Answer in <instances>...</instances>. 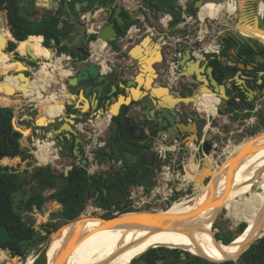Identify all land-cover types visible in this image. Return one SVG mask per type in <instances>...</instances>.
Masks as SVG:
<instances>
[{"label": "water", "instance_id": "1", "mask_svg": "<svg viewBox=\"0 0 264 264\" xmlns=\"http://www.w3.org/2000/svg\"><path fill=\"white\" fill-rule=\"evenodd\" d=\"M46 1L53 3V6H59L58 0ZM69 1L70 0H66L64 2L63 9L61 11V14L64 18L62 19V22L60 24V26H63V29L69 30V36L62 39L61 44L66 45L70 49H75L78 54L77 56H73L71 54V51L68 52L74 70L72 72V76L67 79L64 78V80L68 86L67 88L69 92H72L74 88H83L82 94L81 92L78 96L71 94L72 98H78L79 96V98H81L82 96V98H86L91 101L94 97L96 100V104H99V102L101 101H107L108 104L106 108L107 114L109 112L110 119L112 117L118 116L122 107L123 110L126 111L128 105L140 103V106L145 109L146 119L151 122L152 125H154L156 129V135L162 133L165 134L168 138L176 137L177 141H179V138L177 137L179 129H181L183 133L192 132L195 138L199 141V136L197 135V123L195 122L193 124H190L191 122L189 120L188 124L180 122L181 115L178 110V106L180 104H195V98L199 99L204 91L214 94L219 98V103L216 107L217 113L218 111H225L224 105L235 104L233 98H229V96L226 94V85L217 79L215 75V67L211 64V60L215 57H217L220 61H225V58L219 57L218 55L210 56L208 59L202 60L194 56L191 50H185L184 54L177 59V66L173 68L175 76L179 77L176 81L177 87L182 88L187 84H198L197 90H192V92L188 95H181L180 92H177L176 88L174 89L170 86L157 85L156 80L159 76V73L157 71L156 65L161 63L163 64L167 59L164 54L165 46L160 44L164 41L165 34H161L157 41H155V38L153 36L147 35L143 38L142 41H140L139 44L135 45L128 51V55L139 64L141 70L135 77L126 80V82H122L120 88L123 91L120 92L117 97L113 96L118 90L117 85L114 83V81L116 82V80L109 77V73L103 72L102 65L99 63L98 59L93 60L90 46L91 42L93 41H101L103 43L112 45L113 42L118 41L122 36L121 31L117 29L116 22L107 23L103 27L97 28L96 26H94V24L92 27L90 26L91 24L86 25L80 20L83 9H86L87 11L95 15L94 12L99 9L100 6L98 0H78L75 1L74 8L69 5ZM181 1L182 0H174L177 9L173 14H171V19L174 20L171 26V31L177 28L179 22L185 23L187 21L186 17L184 16L185 13L190 16H198V10H201L202 7L208 2H214L216 4H226V1L224 0H185L184 5ZM227 1L229 2V0ZM231 1L232 2H230L229 4L235 3L236 8L233 10V13L227 10L228 13L234 14V17L231 20L229 19L222 26V34L220 35L222 42L226 43L229 39L232 38L237 39L240 42H247L251 44L255 49V41H259L260 44L264 45V43L262 42V38L259 36L264 35V22L261 21L259 14H252V22H249L250 24H252V26L247 27V25H245L243 21V18L244 16L249 15L248 5L244 2V0H241L242 2L239 0ZM190 5H193L191 9H189ZM107 10L110 16L115 18L119 24L124 23L125 19L121 16L123 7H113L112 5H110L107 7ZM94 18L95 16L93 17L92 21L94 20ZM131 20H136V16L132 15ZM0 21L3 25L9 28L6 12L0 13ZM95 27L96 31L94 30ZM90 30H94L95 34L90 35ZM13 38L5 41L3 40L2 36H0V54L9 55L6 49L8 47L9 41L15 40ZM90 38L91 41L88 42L89 44L87 46V41H89ZM146 43H151L152 45H146ZM52 44H56L55 39H52ZM49 49L51 50V58L48 59V62L50 63L53 62L57 57H61L63 55V53L58 51L57 48ZM25 56L31 59V61H35L38 63L39 58L36 57L33 52H31L29 47H27V53ZM10 63L16 65V67L14 68V73L10 74V76L14 77L18 81V83L15 85L11 84L6 80L5 77L0 81V91L10 95L11 97L18 95L19 93L30 92V84L33 79L32 76L28 75L27 73L32 69H36L37 67L31 68L21 59L10 58ZM63 69L65 68L63 67ZM224 69V80H228L233 68L232 66L226 65L224 66ZM111 99L114 101L109 105ZM242 111L243 108L241 106L240 112ZM241 116H243V114ZM68 120L69 122H73L72 118H68ZM128 120V117H122L121 121L115 120L113 122L112 134L110 137L111 143L108 150L109 156L105 157L102 153H100L97 156V162L112 161L114 159L121 160L123 164L125 162L128 165H133L135 163L136 157H146L144 151L140 148V146L135 141H131L136 140L137 137H135L127 129ZM52 122H55V120L44 123V125H40L42 124L41 119L36 118L33 125L44 127ZM69 122L67 121L66 123H64L62 127H65L66 125V128L64 130H68L67 132H69L70 138L73 135L75 136V147L73 150V154L76 157V160L80 162L82 166H86L88 164V159L84 157L81 152L82 139L79 135H77L78 133L74 130L73 125H71V123ZM13 125L18 131H23L24 133L26 131H29V129H21V127L16 124L15 116L13 117ZM212 147V141L203 140L202 152L204 154V158L201 159L197 154L193 158L189 157V159L185 163V165H187L190 162H193L196 166H198L197 172H189V174H195V182L203 186L206 185V180L210 177L211 174V169L208 167L209 162L207 155L210 153ZM111 155L114 156L113 159H110ZM43 169H48V166H45ZM111 173L112 172H104L102 174L104 180L105 178L109 177V174L112 175ZM112 181L113 184H110V182L105 183L104 181L105 186L103 188V194L109 200V203L113 201H120L121 192L124 191L126 185H131L136 182L143 183L146 180L145 178H138V181H136L133 173H127L124 172V170L121 172L118 168L112 175ZM29 190L33 194L39 193L41 195H45V192L48 190V185L38 184L35 186H31ZM92 191V188L87 191L86 196L83 199L84 203H86L87 200H89L93 196ZM195 193L196 192H194V194ZM50 202L55 203L58 209L62 210V204L58 202V200L53 199L45 202V204L41 208L42 212L47 211ZM124 214L128 213H123L113 217H101V219L105 221H113L114 219ZM81 216L82 215H80L78 218H80ZM189 218V216L175 217L172 215L150 213L142 214V216L128 218L125 220L120 219L112 222L110 225H112V227L126 226L127 228L131 229L155 230L168 227H180L182 225H185ZM263 236L264 234L257 238L253 243H251L248 248L241 253V255L249 250L251 246ZM79 237L80 235L77 236V230H74L71 233V236L68 238V241L66 243L67 246H65V248L63 247L64 250L61 249V251H59V254L57 255L58 260H56V264H62L63 262H65L64 257L69 253L71 247L69 245H73V243L76 242ZM215 238L218 241L223 242L217 238V235H215ZM150 249L151 248H149L146 252H148ZM145 253H143L142 255H144ZM241 255L239 256V258L241 257ZM134 260H132L129 264L133 263ZM231 260L232 259H230V261ZM47 264H50L48 259Z\"/></svg>", "mask_w": 264, "mask_h": 264}, {"label": "bare ground", "instance_id": "2", "mask_svg": "<svg viewBox=\"0 0 264 264\" xmlns=\"http://www.w3.org/2000/svg\"><path fill=\"white\" fill-rule=\"evenodd\" d=\"M207 8H213L219 11L227 9L230 12L232 10L231 13H233L236 6L234 4H216L214 2H208L202 10L203 16L210 15L204 12ZM34 39L35 42L32 44H29L28 41L27 47L30 46L31 51L36 57L50 59V54L48 53L50 49L42 44L43 39ZM262 40L264 41V39ZM37 43L39 44L36 46ZM41 45L43 50L47 51L46 54L41 50ZM146 45L152 44L146 43ZM39 51H41V54L43 51V55L39 56L36 53ZM46 65H41L38 71L35 72L36 75L47 70L48 66ZM64 74L68 75L69 71L65 69L63 75ZM36 84H38L37 79L31 82V85ZM36 92L37 91L33 88L26 94L33 96ZM204 95L199 99L195 98V100L205 101ZM34 97L39 100V103H44L43 95L36 94ZM208 97L212 98L211 95H208ZM55 106L56 105H54L53 108L50 106L52 113L57 112ZM85 108L87 109V107ZM38 118L41 119L42 124L54 120L47 115L45 108L42 109ZM62 128H66V125ZM52 133L55 136V131H52ZM196 142L199 141L193 137L187 145L189 147V145ZM51 145L52 143L50 141L43 143L40 145L39 150H37L36 155L41 162L49 160L48 157L52 153L50 150ZM213 150L218 152V146L213 145L211 151ZM262 202H264V131L259 133L254 139L246 143H241L232 153L231 157L224 161L223 166L219 167L218 165V167L214 169L211 180L202 190L198 191L194 196H190V198H184L180 202H175L169 210L164 212H133L124 214L113 221H105L99 217L90 215L80 217L75 221L65 223L51 235V242L48 250L56 246V260H58L57 255L59 251L67 246L66 243L68 238L74 230H77V236L80 235V237L73 245L68 244L71 247L69 253L64 257L66 263L63 262L62 264H128L130 261L134 260L135 257L145 253L149 248L158 246L182 250L194 248L202 253L210 251L216 256L223 257L233 253L236 246L237 248H242L244 245L246 246L235 257L222 258L228 260L229 258H236L239 256L251 243L264 234V230L253 228L245 233L248 228L246 224L244 231L239 233L234 241L232 240L229 244L220 245L210 237L208 232L209 224L216 210L222 207L228 209H233L235 207H250L255 210ZM150 213L172 215L175 217L189 216L190 218L185 225L180 227H168L155 230L131 229L126 226L112 227V225H110L112 222L120 219L125 220ZM258 214L259 211H257V213L254 212V217ZM51 251L52 250H50V252ZM49 262L50 264L57 263V261L54 260H49ZM27 264H33V258H29Z\"/></svg>", "mask_w": 264, "mask_h": 264}, {"label": "trees", "instance_id": "3", "mask_svg": "<svg viewBox=\"0 0 264 264\" xmlns=\"http://www.w3.org/2000/svg\"><path fill=\"white\" fill-rule=\"evenodd\" d=\"M21 1L23 0H0V13H7L8 24L12 33L11 34L9 28L0 21V36H2L5 41L13 37V39H15L9 41L6 49L7 52L14 51L17 48L18 51L24 54L27 51H25V47L29 39L33 37L36 39L44 38L43 45L48 48H57L58 51L67 54L71 51L73 56H77L78 53L75 49H70L66 45L61 44L62 39L69 36V30L63 29V26H60L62 22L61 11L66 0H58V7L50 9L43 14L42 18L33 20L22 14ZM75 1L77 0L69 1V5L72 8H74ZM143 1L156 11L173 14L177 9L174 0ZM261 9L262 5L260 4V13ZM121 16L125 19L123 24H119L113 17L111 20L116 22L117 29L121 31V35H124L130 26L135 24L137 20H131V16L124 9L121 12ZM173 22L174 20L171 21V24H173ZM52 39L56 40L55 45L52 44ZM41 50H43L42 45ZM44 53L46 54L47 51H44ZM48 53L50 54L49 58H51V50ZM10 58V54H0V76L4 71H9L16 67V65L10 63ZM55 61H57V59L53 62ZM46 64L49 63L47 62ZM211 64L217 69V73L220 76L224 74V66L217 57L211 60ZM6 80L14 85L18 83L12 76H9ZM31 87L30 84V88ZM13 102L18 103L19 100L0 91V249L9 250L12 254L24 256L29 247L36 242L42 234L40 231L37 232L33 225L24 219L23 213L33 209H41L46 201L56 199L62 204V210H55L57 206L53 202L49 203V209L47 210H53V215L59 217L65 223L72 222L74 219L77 220L85 209L83 199L87 191L90 188L101 190L105 186V183L102 174L89 175L85 166L76 163V157L73 154L75 144L73 140L72 143H70L69 149L73 154L74 162L67 174L62 173L55 175L50 167L48 169L38 167L31 175V178L36 181L37 184H47L48 188L54 189V191L49 195H41L39 193L33 194L29 192L25 200L16 203L15 194L25 190L29 181L27 179H22L21 173L17 169L1 164V161L5 164H17L20 161L21 155L23 156L22 159H25L26 156L24 154L30 153L32 149L26 144L25 133L16 130L13 125L14 107L7 106ZM27 132L29 131H26V133ZM49 134V137L54 136L52 132ZM52 139L53 138H49L48 140L53 143ZM35 152H37V150ZM103 205H109V200L106 197L103 198ZM263 212L264 209L259 210V214L254 217L251 210L243 209L241 214L242 221L246 223L240 224L238 228L239 233L244 231L246 224L249 225L252 223L253 225L261 227V224L264 223ZM44 227L47 234H50L57 231L59 225L51 222L45 224ZM217 238L226 244L232 242L234 239L221 234H217ZM154 249L155 248H151L148 252ZM198 256L205 257L203 255ZM239 256H237L236 259H239ZM4 258H6V254L4 251H0V259ZM208 258L223 263L235 264L233 261H227L225 259ZM230 259L235 260V258H229L228 260ZM35 261L38 264H47V259L44 254L38 255ZM241 263L264 264V236L241 255Z\"/></svg>", "mask_w": 264, "mask_h": 264}, {"label": "crops", "instance_id": "4", "mask_svg": "<svg viewBox=\"0 0 264 264\" xmlns=\"http://www.w3.org/2000/svg\"><path fill=\"white\" fill-rule=\"evenodd\" d=\"M23 1L20 2L21 12L24 16H26L27 18H29L31 20L36 19V18H39V19L42 18L43 14L48 12L50 9H53L56 7V6H53V3L46 1V0H43V2H42L43 6H41V7L38 6V2L35 1L33 8L31 6L29 8L27 7L25 9H23V6L26 5V3H22ZM98 1L100 4L99 9L96 8L97 10L94 12L95 15L93 14V16H92V19L95 16V18H94L95 21L93 20L94 22L92 21V23L94 24V26H96L98 28L103 27L107 23L113 22L111 20L112 16H110V14L107 10V7L110 5H112L113 7L121 6L130 16H132V15L136 16L137 22L135 24H133L132 26H130V28H129V35L131 36L130 37L131 38L130 43L127 44L125 42L124 44L119 45L116 42L114 44V48H116L114 50H118L117 52L119 53V57L114 58L115 60H117V63H119V64L116 63L117 68H116V71L114 73V76H116L120 85L122 84L123 80L135 77L139 73V71L141 70L139 64L128 55L129 49H131L135 45L139 44L140 41L143 40L142 38H144V37H142L141 38L142 40L141 39L137 40V38L139 37V36H137L138 32H140V28H139L140 24H142L141 26L143 28V31H146V33L144 35L145 36H147V35L153 36L155 38V41H157V39L160 37L161 34H165V39L160 44L165 46L164 47V54L167 57L166 61L168 60V63H170V61H169V59H170L169 52L170 51L176 50L179 53H182V55H183L185 50H191L192 48H193L192 50H194V53L197 56V58L205 60V59H208L210 56L220 55L221 49H219V45H220V43L223 45V42H222V39L218 38V33H216V30L221 32V27L229 19L231 20L230 16L232 15L231 13H228L227 9L219 11L217 9L207 8L204 12L207 14L209 13L210 14L209 16L205 15L202 18L200 16V12H199V17L194 16V18H195L194 21H192L191 19H188L191 22L186 23L187 22L186 21L185 23H179L177 25V28H175L173 30L175 32L171 33L173 31L170 30L171 31L170 32L171 34H170L168 27H170V29H171V26H169V24L172 21L171 14L165 13L163 11H156L155 9H152L150 6L146 5L143 0H98ZM239 1H241V0H239ZM27 2L30 3V0H27ZM230 2H232V1L229 0V2H228L226 0V4H229ZM244 2L249 7V4H248L249 0H244ZM233 4L235 5V3H233ZM260 4L262 5L261 13L263 14L264 13V0H259L258 9H259ZM250 7L255 8V5H251ZM88 12L89 11H87L86 9H83L82 14L88 13ZM231 12H232V10H231ZM156 13L157 14L159 13V16H158L159 20H158L157 24H154V25L148 24L147 19H153L154 20V16L156 15ZM252 14H254L253 10H252L251 15ZM185 15H188V14L185 13ZM209 17H211V19L210 20L206 19L205 21L206 22L211 21L210 23H207L208 26H211V27L206 29L203 24H200V22L204 18H209ZM63 18L64 17L62 16V19ZM252 19L253 18H251L250 15L244 16L243 21H244L245 25H247V27L252 26V24H250L252 22ZM217 20H218V22H217ZM187 24L193 25V28H188V33L186 35H184L181 32L180 28H182L183 26H186ZM217 25L219 27H217ZM124 35H122V36H124ZM197 35H199V36H197ZM198 37L204 38L203 39L204 42L203 43L199 42ZM43 40H44V38H43ZM43 40H42V44H43ZM138 41H139V43H138ZM34 42H35V39L33 37H31L29 39V44L30 43L32 44ZM169 42H172V43L169 44ZM38 44L39 43H37L36 46ZM17 45H18V43H17ZM111 46L105 45V43H103L101 41L91 42L90 49L92 52L93 60H97V59L99 61L102 60V61H104L103 63L106 64L107 66H110L111 64H113L114 61L112 59H109V55H108V57L105 56V53H104V50H107L110 53H112L113 46L112 47ZM28 47L30 48V46H28ZM26 53L27 52H25L24 54H21L16 48L14 50L13 56H17V58H20L19 56H21L20 59L23 60L31 68L36 67L37 62H35V63L27 62V60L31 61V59H29L25 56ZM39 55H43V52L41 54V51H39ZM39 59L42 60L41 65L43 63L48 62L47 58L39 57ZM56 59H57V61H55V62H52V63L48 62L49 63V64H47L48 69L40 72V74L36 75V73H35L38 71V69H32L27 73L28 75H30V73L32 72L31 73V74H33V76L31 75L32 79H33L32 81H36V79L38 81V84L31 85L32 86L31 89L34 88L35 91H37L36 93L33 94V96L27 95L26 93H19L18 95L12 97V98H16L18 100L20 99L19 103H16L17 106L14 105L15 102L7 105V106H13L14 107V116L17 114L16 110L18 112L23 111L24 115L27 114L25 116H27L30 119L29 121H30L32 127H34V125H33L34 120L36 118H38L37 116H40V114L42 112V108L46 109V113L51 119H54L55 121H61L59 128L54 130L56 135L53 137H49V134L47 132H46V134H44L42 131V128H40V130H39V128H35L34 130L32 129V132L27 137H25L26 144L28 145V147H30L32 149V151L28 154H31L34 157L37 156L35 151L39 150L40 145L43 143H47L45 138H47V139L53 138L52 139L53 143L50 146V148H51L50 150L52 153L48 157L49 160H51V158H53L57 155L59 156V153L61 154L62 152H64V154H66V155L70 154L73 156L72 152L69 149V146H70V143H72V141L74 140L75 136L73 135L70 138V134H69V132H67L68 130H64V129H63L64 131L62 133L57 134V132L60 130L61 126L64 125V123H66L67 121L69 122V120L67 119L68 118L67 114L69 112H71L69 114V117L73 119V122H69V123H71V125H73L74 130L78 133L77 135H79L82 139L81 152L83 155H84L86 144L89 143L91 137H93L94 140L96 138H100L101 136L105 137V134L107 132V128L109 125V120H110L109 112H108V114H107V112L104 114L103 105H104L105 101H101V102H99V104H96V100L93 97L91 100L93 103L92 104L89 99L82 98V96H81V98H79L80 96L78 98H72L71 94H74L76 96H78L80 92L82 94L83 88L82 87L74 88L72 90V92H69V90L67 88L68 86L64 80L63 72L65 69H67L69 71V74L66 75L65 79L71 77L73 74L72 72H73L74 68L72 67L70 56L67 53H63V55L61 57H58ZM134 63H135L136 67L134 68L133 73L132 72L128 73L127 71L122 72V70L124 69L123 67L127 68L126 65L134 64ZM63 64H64L65 69H63V67H62ZM118 65H120V66H118ZM160 65H162V63L159 64V66ZM157 67H158V65L156 66V68ZM54 70H56V73L54 72ZM170 70L168 68H166V69L165 68L164 69L158 68L157 71L159 73V76L156 80V83L159 86H170L171 88H174V89L176 88L177 92H179L180 88H178L177 84H176V81L179 77L175 76L172 66H171ZM54 73L57 75L56 78H55ZM7 75H8V73H7ZM55 80H56V82H54ZM64 82H65V84L63 85ZM53 84L58 85V88L56 89V91L52 92V93L50 92V94L45 96V98H43L44 103H39V100L35 99L34 95L38 94V95L44 96V94L47 92L48 89H50V87L53 86ZM47 87H48V89H47ZM185 94H186V90H185ZM188 94L189 93H187V95ZM49 104L56 105L55 106L57 108L56 113L51 112ZM195 105H193L195 107L194 109H196L200 113H204L205 117H206V115L208 117L210 116L206 112L200 111L201 108H198V107L201 106V103H198L197 107ZM85 107H87L86 110L84 109ZM33 112H36V114H35L36 118L32 117V115H34ZM28 113H30L31 116H29ZM218 116H219V114H218ZM189 118H192V115H190ZM25 129H28V128H25ZM204 131L205 132L208 131V128H205ZM74 147H75V144H74ZM189 148H191L193 150H202V144L199 142H196V143H193L192 145H189ZM73 150H74V148H73ZM100 151H102V148L98 149L96 152L100 153ZM24 155H27V154H24ZM22 158H23V156L21 155L20 160ZM19 162L17 164H19ZM73 162H74V158H73V160H71L70 166H72ZM21 163H23V162H21ZM76 163H80V162H78L76 160ZM1 164L9 165V164L3 163V161H1ZM17 164H13V165H17ZM188 166H191L195 170L197 168L195 165L192 164V162H190L188 164ZM106 167L107 166L105 165V168ZM36 185H38V184H36ZM50 211H52V210H50ZM59 211H61V210H59ZM43 213L45 214V212H43Z\"/></svg>", "mask_w": 264, "mask_h": 264}, {"label": "rangeland", "instance_id": "5", "mask_svg": "<svg viewBox=\"0 0 264 264\" xmlns=\"http://www.w3.org/2000/svg\"><path fill=\"white\" fill-rule=\"evenodd\" d=\"M35 1L38 2V6H40V7L43 6V3H42L43 0H30V3H28L29 1L27 2V0H24L22 3H26V5L23 6V9H25L27 7L29 8L31 6L33 8ZM198 12H200V10H198ZM158 16H159V13L158 14L156 13V15L154 16V20L153 19H147L148 24H150V25L157 24V22L159 20ZM186 23H188V21ZM141 25L142 24L139 25L140 32H138L137 36H139V37L137 38V40H140L142 37H145L144 34L146 33V31H143V28ZM169 26H172V24L170 23ZM188 28H193V25L187 24L186 26H183L182 28H180V30L184 35H186L188 33ZM168 29H169V33H170L171 32L170 27H168ZM174 32L175 31H173L171 33H174ZM257 35H259V34H257ZM259 36L262 39H264V37H263L264 35H259ZM138 43H139V41H138ZM117 44L122 45L120 42H117ZM26 47H25V51L27 50ZM8 53L11 55V58L18 59L17 56H13L14 51H11ZM20 53L23 54L22 52H20ZM104 53H105V56L108 57V55H109V59H112L114 62L117 63V60L114 59L116 57H114L112 53H110L107 50H104ZM19 57L21 58V56H19ZM27 62L35 63V61H29V60H27ZM41 63H42V60L39 59L38 63L36 64V67H37L36 69L40 68ZM117 64H119V63H117ZM42 65H46V64L43 63ZM157 65H158L157 69L158 68H161V69L168 68L169 70L171 69V65L167 61L164 62L160 66H159V64H157ZM118 66H120V65H118ZM126 66H127V68L123 67L124 69L122 70V72L127 71L128 73H130V72L133 73L134 68L136 67L135 63L129 64ZM62 67H64V64L62 65ZM47 69H48V67H47ZM14 71H15L14 68L9 72L4 71L3 75L0 76V81L3 80V78H5V77L8 78L10 76V74L14 73ZM54 72L56 73V70H54ZM7 73H8V75H7ZM31 73H30V75L33 76V74H31ZM63 76H64V78L66 77L65 74ZM56 77H57V75L55 74V78ZM56 80L54 82H56ZM64 84H65V82L63 83V85ZM57 88H58V85H55V84H53V86L50 87V89H48V87H47L48 90L44 94L43 97L45 98V96L50 94V92L51 93L55 92ZM199 103H201V106L198 108H201V110L199 109L201 112H207L209 114L214 112V110L211 109L212 106H210V104H208L207 101H200ZM14 105L17 106L16 103ZM193 105H195V104H192L188 108L184 109L190 113L188 116L186 114L187 112L185 113L184 121H187V117L189 120L190 119L189 116L192 115V118L199 121L201 126H203L202 135H201V137H199V141L202 142L203 138H204V140H210V141H212V145L216 144V146H218V148H219L218 152H215L213 150L210 152L209 155H207L208 162H209L208 167L211 169L210 177L206 180V185H207V183L211 180V176L213 175L214 169L216 167H218V165H219V167L223 166L224 161L226 159H228L229 157H231L232 153L235 151V149L241 143H246V142L254 139L259 133L264 131V122H263V119H264V95L261 98H258L257 100H255L254 106L251 108L254 110V112H251L246 118L244 117L242 119L237 118V119L233 120V119L227 118L226 116H221L220 113H219L220 114L219 116H218V114H216L215 116L213 115L214 117L212 115H210L209 117L206 115V117H205L204 113H200L199 111L194 109L195 107ZM195 106L197 107V105H195ZM85 110H86V108H85ZM16 112H17V114L15 115L16 124L19 127H21L22 129L28 128L30 130L27 133L25 132V134H24L25 137H27L32 132V129L34 130L35 128H39V130H40V128H42V131L44 134H46V132L49 134L52 131L59 128V126L61 124V121H55V122H52L49 125L44 126V127H41V126L32 127L31 123L29 121L30 119L27 116H25L27 114L24 115L23 111L18 112L16 110ZM70 113L71 112H69L67 114L68 118H70L69 117ZM28 114H29V116H31L30 113H28ZM33 114L34 115H32V117L36 118L35 117L36 112H33ZM211 120L213 122L211 129H209L208 131L205 132L204 131V125H205V123H207V121L210 122ZM40 125H44V124H40ZM62 126H61L60 130L57 132V134L62 133L64 131L63 129H65V128H62ZM55 135H56V133H55ZM193 137H195V136L194 135L190 136L189 134H187V136L183 139V141H181V147L179 149V154H177L175 152L178 159L181 157L187 158L188 155H190L191 158L194 157L195 152L192 153L191 151H188L189 148L187 147L188 142ZM174 141H175L174 139H170L169 140L170 145L173 144ZM174 155L175 154H173V153L168 154L169 158L174 157ZM198 155L200 158H202V159L204 158V154L202 153V150L198 151ZM29 160L30 161L27 164L19 162V164H17V165H12V166L10 164L8 165V166H11L12 168L17 169L21 173L22 179H27L29 181V184L26 185L25 190H22V191L15 194V202L16 203H19V202L25 200L29 195L30 187L36 185V181H34L31 178V175L35 171V169H37L38 167L44 168L45 166H48V168L50 167L52 169V171L55 175H59L62 173L65 174V171H66L65 166L70 165L71 160H73V156L70 154L66 155V154H64V152H62L61 154L59 153V159L58 160L53 159V161L51 163L45 162V163H41V165H38V166L36 165L38 163V160L36 159V157L31 155L29 157ZM174 169L177 170V168H174ZM185 170L189 171V172L191 171L193 173H195L197 171L188 165L185 167ZM194 176H195V174H192V176H188L187 179L189 181H191L192 179H194ZM206 185H204V186H206ZM204 186L199 184V186H197V188H196L195 194H197L198 191L202 190V188ZM52 190L53 189L48 188V190L45 192V195H49L52 192ZM195 194H192L191 196H194ZM185 198H188V197H185ZM189 198H190V196H189ZM180 201H182V199L178 200L176 202H180ZM173 204L168 206V208H166V206H164V205H161V206H159L160 209L153 210L152 212L167 211L170 208H172ZM104 207H109V205H104ZM243 209L251 210L254 214V212L257 213L258 210L264 209V202L260 203L256 207L255 210H253L250 207H235L233 209H228L226 207L218 208L216 210L213 218H212L211 223L209 224V227H208V232L210 234V237L212 239H214L216 242H218L220 245H224L225 243L220 242L215 238V235H217V234H221V235H224V236H227L230 238H234L233 239V241H234L239 235L238 228H239L240 224L246 223L245 221H242L241 214H242ZM55 210L59 211L58 207H56ZM53 212H54L53 210L52 211L47 210L44 214L41 209H37V210L33 209L31 211H27V212L23 213L24 219L28 223L32 224L35 227V229L37 230V232L40 231L42 236H40L36 240V242H34L29 247V249L26 251V254L24 256L15 255V254H12L9 250L0 249V251H4V253L6 254V258L0 259V264H27V260L29 258H33V264H38L35 260H36L37 256L40 254H44L46 259H47V254H48L49 260L56 261V246L54 248L52 247L50 249V250H52L51 252H50V250H48L49 246H50V242H51V235L55 231L50 233V234H47L44 226L47 223L53 222V223H57L59 225V228H60L62 225L65 224V222H63L59 217H57V216L55 217L53 215ZM135 213H139V212H135ZM84 216H88V215H83L81 217H84ZM94 216H96V215H94ZM96 217L101 218L100 216H96ZM253 228H256L259 230H264V223L261 224V227L258 225H253L252 223L249 224L245 233H247L248 231H250V229H253ZM247 243H251V242H247ZM245 247H246L245 245L242 246V248H237V246H236L233 253L227 254L223 257L216 256L215 254H213L210 251H207L206 253H202L201 251L196 250L194 248H190L187 251H189L190 253H192L194 255H203L205 257H214V258L222 259L225 257H235ZM47 251H48V253H47ZM235 260L236 261H233V260H231V261H233L236 264H242L241 263V257L239 259L235 258ZM15 261H17V262H15ZM222 263L223 262H220L218 264H222Z\"/></svg>", "mask_w": 264, "mask_h": 264}, {"label": "flooded vegetation", "instance_id": "6", "mask_svg": "<svg viewBox=\"0 0 264 264\" xmlns=\"http://www.w3.org/2000/svg\"><path fill=\"white\" fill-rule=\"evenodd\" d=\"M226 1V0H224ZM258 3L259 0H249V7L248 12L251 18H253V15H251L252 10L253 13H258L261 21L264 22V14H261L258 10ZM208 4V3H206ZM205 4V5H206ZM204 5V6H205ZM251 5H255V8L250 7ZM200 10V16L203 18L202 10ZM193 5L189 6V9H191ZM251 11V12H250ZM234 17V15H233ZM232 17V18H233ZM91 41V38L88 42ZM117 42V41H116ZM116 42L112 43L113 50L114 44ZM256 49L247 42H240L237 39H229L228 42H223L221 53L218 55L219 57L225 58V61H221L223 66L229 65L232 66V71L230 73V76L228 80H224V74L220 76L217 73V69L215 68V75L217 79L220 82H223L226 85V94L229 96V98H233L234 105H224L225 111H218L217 113V104L219 103V98L215 96L214 94H211L209 92H203L200 96L205 97V101H207L210 106H212V110H214L213 113L209 115H216L221 114V116H226L230 119H237V118H246L251 112H254L253 109H251L254 106L255 100L258 98H261L264 95V45L260 44L259 41H255ZM39 54V52H36ZM41 56V55H39ZM117 65L116 62L111 64V72L109 73V77L116 80L114 83L117 85L118 90L115 92L113 96H118L120 92L123 90L120 88V83L116 76H114V73L116 71ZM128 80V79H126ZM126 80H123V82H126ZM111 86V85H110ZM198 84H187L185 87L183 86L180 88L179 91L181 95H187V93H191L192 90H197ZM186 90V94H185ZM188 91V92H187ZM208 95H211L212 98H209ZM114 100L111 99L109 102V105L113 103ZM200 101L195 100V104L197 105ZM107 101H105L103 107L104 112H107ZM192 105V104H191ZM51 108H53L52 105H50ZM190 105L186 104H180L178 106L179 113L181 115V121L182 123L188 124V117L187 121H184V116L187 110H184L188 108ZM242 106L243 111L240 112V107ZM50 108V109H51ZM215 108V109H214ZM52 111V110H51ZM187 116L190 114L189 112L186 113ZM219 114V115H220ZM243 114V116H241ZM122 117H128L129 120L127 121V129L135 136L137 137L135 141L140 148L144 151V154L146 157H136L135 163L133 165H128L127 163L123 164L122 168H119L120 171L127 173H133L135 180L138 181V178H145V180H149L152 175L158 170V168L161 165L160 160L158 159V156L154 150V140L156 138L155 133V127L146 119L145 115V109L140 106V103L136 104H130L127 107V110L124 111L123 107L120 110V113L118 116L112 117L109 121V125L107 128V132L105 134V148L100 152L103 154V156L108 157L109 153L108 150L110 148V137L112 134V127L113 122L115 120L121 121ZM264 120V119H263ZM197 123V135L201 137L202 135V128L199 121L191 118V123ZM212 120L204 125L205 128L211 129L212 126ZM189 134L190 136L193 135L192 132L183 133L181 129L178 130L177 137L179 138V141H183V139ZM186 135V136H185ZM46 142H49V138H45ZM170 139H174L177 141V138L172 137ZM130 140V139H129ZM114 156H110V159H113ZM111 174L115 172L113 167L111 168ZM112 175L109 174V177L105 178V183L113 184L112 181ZM26 182V181H25ZM37 184V183H36ZM259 211V210H258ZM155 249L150 252H146L144 255H139L135 257L134 262L131 264H218L220 263L217 260L208 258V257H201L198 255H194L190 253L189 251L178 249V248H167L165 246H158L154 247ZM131 262V261H130ZM129 262V263H130ZM128 263V264H129ZM222 264H230V263H222ZM236 264V263H235Z\"/></svg>", "mask_w": 264, "mask_h": 264}, {"label": "built area", "instance_id": "7", "mask_svg": "<svg viewBox=\"0 0 264 264\" xmlns=\"http://www.w3.org/2000/svg\"><path fill=\"white\" fill-rule=\"evenodd\" d=\"M181 2L184 5L185 0H182ZM233 15L234 14L230 16L231 19ZM92 16L93 14L90 12L83 13L80 16V20L86 25L91 24V26L93 27ZM184 16L186 17V20L188 22H191L188 19H191L192 21L195 20L194 16L185 15V14ZM206 19L210 20L211 17L204 18L203 20H201L200 24H203L205 28L208 29L211 26H208L207 23H210L211 21L206 22L205 21ZM217 27L219 26L217 25ZM94 30L96 31V28ZM94 30H90L91 32L90 35L95 34ZM216 33H218V38L221 39L220 35L222 34V27H221V32L216 30ZM130 37L131 36L129 35V30H128L126 34L124 36H121L117 42H120L121 44H124L126 42L128 44L130 43V39H131ZM203 39L204 38L198 37V41L201 43L204 42ZM262 42L264 43V41ZM171 43L172 42H169V44ZM105 45H110V44L105 43ZM221 48H222V44L220 43L219 49ZM117 51L118 50H112V54L114 57L118 58L119 53ZM192 52L194 56H196L194 53V50H192ZM169 54H170V59H169L170 65L172 66V68H174L177 66V59L182 56V53H179L178 51L173 50V51H170ZM103 62L104 61L102 60L99 61V63L102 65L103 72L110 73L111 65L107 66ZM189 120L191 121V118ZM169 140L170 138H168L165 134L159 133L158 135H156V138L154 140V150L158 156V159L161 162V165L149 180L143 183L136 182L131 185H126L124 191L121 192L120 201L110 202L109 207H104L103 205V198L105 196L103 194L104 187L102 188V190L97 189V188H92L93 196L89 200H87V202L85 203V209L81 213V215L83 216L84 214H87L90 216L96 215L100 217H105V216L113 217V216H117L123 213H129V212L153 211V210L160 209L159 206L161 205H164L166 206V208H168V206H170L174 202L181 200L185 197H189L192 194H194L199 184L195 182V176H194V179L189 181L187 177L192 176V175L189 174V171L185 170V167L188 165V164L185 165V163L189 159L190 155H188L187 158L181 157L178 159V157L176 156V153L179 154V149L181 147V141L175 140L174 143L170 145ZM202 142L200 143L202 144ZM105 143H106L105 137L101 136L100 138H96L95 140L93 139V137H91L89 143L86 144L85 151H84V157L88 159V164L85 167L89 175H101L104 172H110L112 167L114 170L123 167V162L121 160L113 159L112 161L97 162V156L100 153H97L96 151L100 148H102L103 150L105 148ZM189 149L188 151H191L192 153L195 152L194 156L198 154L199 150H193L191 148ZM169 153L175 154L174 157L169 158L168 156ZM25 156H26L25 159H23L24 162L22 159L20 160V162L27 164L30 161L29 157L31 156V154H27ZM35 157L38 160V163L36 165L37 166L41 165V163L43 162H41L37 156ZM53 159L58 160L59 156L57 155L51 158V160L46 161V162L51 163ZM192 164L195 165L193 162ZM10 165L12 166L13 164H10ZM105 165L107 166L106 168H105ZM196 167H197L196 170H198V166ZM71 168L72 166L70 165L65 166V170H66L65 174H67ZM174 168H177V170H175ZM53 191L54 189L52 190V192Z\"/></svg>", "mask_w": 264, "mask_h": 264}]
</instances>
